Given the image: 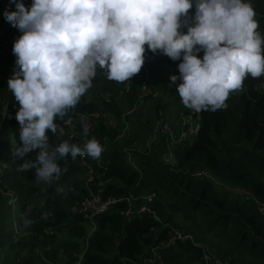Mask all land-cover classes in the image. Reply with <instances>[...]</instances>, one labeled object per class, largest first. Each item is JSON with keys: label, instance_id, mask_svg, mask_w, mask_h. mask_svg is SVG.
<instances>
[{"label": "trees", "instance_id": "obj_1", "mask_svg": "<svg viewBox=\"0 0 264 264\" xmlns=\"http://www.w3.org/2000/svg\"><path fill=\"white\" fill-rule=\"evenodd\" d=\"M247 2L264 39V0ZM23 3L27 7L31 0ZM193 12L190 9L189 15ZM6 42L8 36L0 40V47ZM144 58L152 62L146 63L148 72L142 67L140 71L149 74L153 91L142 105V80L127 92L129 80H109L97 68L92 86L77 105L55 120L63 134L48 133L53 147L63 140L79 144L94 137L100 142L101 156L88 161L101 175L93 187L103 182L104 197L157 194L153 207L162 222L142 215L129 223L117 212L125 204L92 220L77 212L78 204L89 196L85 168L77 159L59 160L61 172L49 182H37L34 169L18 171L25 160H35L36 153L23 158L13 154L20 146L14 118L18 103L6 82L15 56L12 48L4 50L0 95L7 99V107L5 120L0 118V264H75L82 254V264H150L146 257L169 241L171 227L193 240L171 245L162 254L163 264H264V211L260 210L264 207V74L246 76L241 89L229 94L227 107L200 112L185 108L170 124L164 99L178 95L169 77L179 75L180 61L147 50ZM152 101L149 114L143 107ZM143 112L152 126L149 135L139 138L142 128L130 123ZM96 113L100 118L85 137L82 117ZM68 117L76 119L75 139L69 138L65 127ZM124 122L130 126L128 140ZM193 129L196 134H191ZM228 189H237L241 197L231 198Z\"/></svg>", "mask_w": 264, "mask_h": 264}, {"label": "clouds", "instance_id": "obj_2", "mask_svg": "<svg viewBox=\"0 0 264 264\" xmlns=\"http://www.w3.org/2000/svg\"><path fill=\"white\" fill-rule=\"evenodd\" d=\"M9 4L15 10L5 9L3 18L21 33L13 42L15 66L6 82L18 103L14 118L20 146L13 154L23 158L36 153L35 160H25L18 171L34 169L37 182L58 177L61 159L101 156L103 146L94 137L81 144L63 140L53 147L48 135L63 134L55 120L77 105L97 68L109 80L123 82L141 70L146 50L180 61L179 75L169 79L181 103L195 112L227 107L229 94L241 89L246 76L264 74V39L247 0ZM88 131L84 125L85 137Z\"/></svg>", "mask_w": 264, "mask_h": 264}, {"label": "built area", "instance_id": "obj_3", "mask_svg": "<svg viewBox=\"0 0 264 264\" xmlns=\"http://www.w3.org/2000/svg\"><path fill=\"white\" fill-rule=\"evenodd\" d=\"M260 34L261 32L258 31ZM0 38L2 39V31L0 29ZM152 60H147L144 58V63L142 68L145 72H148L146 63H151ZM136 80H142V93L139 98V105H142L144 100L149 97L152 93L150 87L148 86L149 74L146 73L144 75L143 72L139 71L133 77H130L128 84L126 85V91L129 92L130 88L134 84ZM262 87H264V83H262ZM6 110L0 111V118L5 120ZM100 118L99 113H96L92 116H84L82 117L83 127L87 125L89 131L91 132L94 128L93 122H96ZM65 127L67 128L68 135L70 139H75L76 137V119L73 117H68L65 121ZM126 129V128H125ZM197 129H193L191 134H196ZM81 144V143H79ZM76 159L79 161L82 167L85 168V188L89 192V196L81 203L78 204V210L80 213L84 214L86 219L92 220L94 217L104 214L112 208L120 204H125L126 206L123 209H119L117 212L123 216L129 223L133 220L135 216L142 215H150L154 217L157 221L162 222L159 219L157 211L154 209L153 205L156 199L157 194L152 192L145 195L135 196H122V197H112L107 196L104 197L105 188L103 182L99 184L98 187L94 188L93 184H95L96 177L100 178V174H96L95 169L92 164L88 161V156L80 157L77 156ZM75 159V160H76ZM262 212L264 211V207L260 209ZM169 226V225H165ZM96 230V226L93 225L92 232ZM192 241L193 238L191 235L184 234L180 232L178 229L171 227L170 231V239L167 243L161 244L160 246L164 248L161 250L155 248L151 251V253L146 257V262L150 264H163V255L164 251L168 249L171 245H174L177 241ZM84 254L81 255L79 261H76L75 264H82ZM207 262L210 263L212 260L207 257ZM214 264H220L218 261L214 262Z\"/></svg>", "mask_w": 264, "mask_h": 264}, {"label": "rangeland", "instance_id": "obj_4", "mask_svg": "<svg viewBox=\"0 0 264 264\" xmlns=\"http://www.w3.org/2000/svg\"><path fill=\"white\" fill-rule=\"evenodd\" d=\"M2 2H3V0H0V29L2 31V36H3L2 39L6 38V35H7L9 37V42H6L7 45L3 44L4 48L0 47V64L5 61L4 60V50H7V51L11 50V48L13 46V42L15 41V39H17V34H18V30L16 28L10 26V24L7 23L3 18V12L5 11V9L12 11L14 9V5H10L9 0H5L3 4H2ZM2 39L0 38V40H2ZM161 58L162 57L160 56V59ZM152 91H153V88H152ZM154 91L156 92L158 90L155 89ZM164 102H165V104H167V103L169 104L166 106V110H165L166 120L170 124H175L177 121V119H176L177 115L181 112V110H186L185 109L186 107L181 103V98L179 97V95L172 96L170 94V95H168V97H166L164 99ZM153 105H154V101L150 102L149 106H148V104H146L143 108L146 109L149 112V114H151L150 111H151ZM131 122L132 123H130V124H135L136 128H140V127L142 128L141 129L142 134L139 136V138L146 135V133H148V135L150 134L149 132L151 130L152 125H150V119L148 120V123H147V117H146V114H144V112L140 118H137V116H133L131 118ZM124 123L126 125L125 137L127 138L129 136L127 132L129 131L130 126L126 122H124ZM134 133L136 136V131H134ZM139 138H135V141H137ZM128 139H130V138H127V140ZM228 190H230V189H228ZM226 192L230 194L231 198L241 197V195H238L239 191L237 189L230 190V192L229 191H226ZM159 249L161 250V252L164 250V248L161 246L159 247Z\"/></svg>", "mask_w": 264, "mask_h": 264}, {"label": "crops", "instance_id": "obj_5", "mask_svg": "<svg viewBox=\"0 0 264 264\" xmlns=\"http://www.w3.org/2000/svg\"><path fill=\"white\" fill-rule=\"evenodd\" d=\"M6 107H7V99L2 94L0 95V108H2L3 110H6Z\"/></svg>", "mask_w": 264, "mask_h": 264}, {"label": "water", "instance_id": "obj_6", "mask_svg": "<svg viewBox=\"0 0 264 264\" xmlns=\"http://www.w3.org/2000/svg\"><path fill=\"white\" fill-rule=\"evenodd\" d=\"M77 212H79V210H77Z\"/></svg>", "mask_w": 264, "mask_h": 264}, {"label": "bare ground", "instance_id": "obj_7", "mask_svg": "<svg viewBox=\"0 0 264 264\" xmlns=\"http://www.w3.org/2000/svg\"><path fill=\"white\" fill-rule=\"evenodd\" d=\"M3 20V19H2ZM7 37V36H6ZM91 116V115H90Z\"/></svg>", "mask_w": 264, "mask_h": 264}]
</instances>
